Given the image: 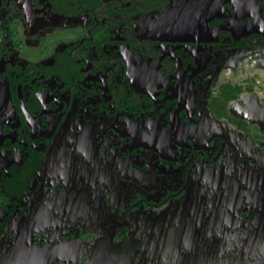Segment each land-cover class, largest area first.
Wrapping results in <instances>:
<instances>
[{
	"label": "flooded vegetation",
	"instance_id": "flooded-vegetation-1",
	"mask_svg": "<svg viewBox=\"0 0 264 264\" xmlns=\"http://www.w3.org/2000/svg\"><path fill=\"white\" fill-rule=\"evenodd\" d=\"M260 93L264 0H0V264H264Z\"/></svg>",
	"mask_w": 264,
	"mask_h": 264
},
{
	"label": "water",
	"instance_id": "water-1",
	"mask_svg": "<svg viewBox=\"0 0 264 264\" xmlns=\"http://www.w3.org/2000/svg\"><path fill=\"white\" fill-rule=\"evenodd\" d=\"M259 110L260 111L262 110V112H264V109H259ZM246 115L234 113V116H236L237 118L248 119L251 123L257 124L260 127L261 131H264V124H262L259 119H257V118L250 119L249 116H246ZM255 157H256V159L252 158L253 164H255L256 168H258V169H264V154L256 155ZM251 175L253 177V179H251V180H261L263 182V184L261 186H259L258 191H260V193H261V194H259L260 199H262V201H264V172L262 174H256L254 172ZM257 202H260V201H257ZM262 217H264V216H262ZM260 237H261V239H258L259 237L257 238L255 245H261L264 248V232H261Z\"/></svg>",
	"mask_w": 264,
	"mask_h": 264
},
{
	"label": "crops",
	"instance_id": "crops-1",
	"mask_svg": "<svg viewBox=\"0 0 264 264\" xmlns=\"http://www.w3.org/2000/svg\"><path fill=\"white\" fill-rule=\"evenodd\" d=\"M259 97H260L261 100L264 101V96L262 97V93L259 94Z\"/></svg>",
	"mask_w": 264,
	"mask_h": 264
},
{
	"label": "trees",
	"instance_id": "trees-1",
	"mask_svg": "<svg viewBox=\"0 0 264 264\" xmlns=\"http://www.w3.org/2000/svg\"><path fill=\"white\" fill-rule=\"evenodd\" d=\"M238 90H239V89L236 88V89H234V90L232 91V93L235 94L236 92H238Z\"/></svg>",
	"mask_w": 264,
	"mask_h": 264
},
{
	"label": "bare ground",
	"instance_id": "bare-ground-1",
	"mask_svg": "<svg viewBox=\"0 0 264 264\" xmlns=\"http://www.w3.org/2000/svg\"><path fill=\"white\" fill-rule=\"evenodd\" d=\"M261 121V120H260ZM262 124H264V123H262Z\"/></svg>",
	"mask_w": 264,
	"mask_h": 264
}]
</instances>
